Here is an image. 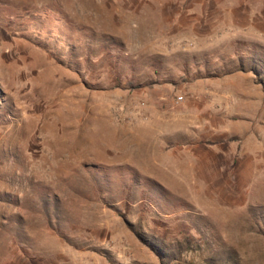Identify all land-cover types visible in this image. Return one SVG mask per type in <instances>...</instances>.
Segmentation results:
<instances>
[{
    "label": "rangeland",
    "instance_id": "rangeland-1",
    "mask_svg": "<svg viewBox=\"0 0 264 264\" xmlns=\"http://www.w3.org/2000/svg\"><path fill=\"white\" fill-rule=\"evenodd\" d=\"M0 264H264V0H0Z\"/></svg>",
    "mask_w": 264,
    "mask_h": 264
}]
</instances>
